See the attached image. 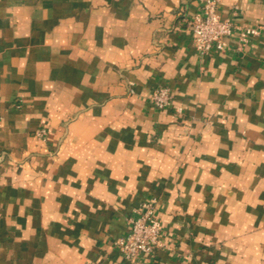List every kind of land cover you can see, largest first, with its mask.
Segmentation results:
<instances>
[{
	"label": "crops",
	"instance_id": "0c3cea01",
	"mask_svg": "<svg viewBox=\"0 0 264 264\" xmlns=\"http://www.w3.org/2000/svg\"><path fill=\"white\" fill-rule=\"evenodd\" d=\"M200 8L0 0V264H264V0H221L260 35L209 56ZM152 198L174 252L132 263L113 243Z\"/></svg>",
	"mask_w": 264,
	"mask_h": 264
},
{
	"label": "built area",
	"instance_id": "2783aa9c",
	"mask_svg": "<svg viewBox=\"0 0 264 264\" xmlns=\"http://www.w3.org/2000/svg\"><path fill=\"white\" fill-rule=\"evenodd\" d=\"M201 8L190 17L186 24L193 35L195 49L202 56L213 53H225L230 41L236 39L238 50L243 51L252 39L260 35V29L251 26H239L234 17L224 18L219 12L221 0H200ZM150 103L157 110L173 107V93L168 87L153 89ZM180 113L181 110L177 109ZM36 136L46 138L47 130L41 129ZM158 199L143 203L135 211L136 216L128 221L127 233L113 244V248L127 261L136 263L142 259H155L161 251L174 252L163 240V226L158 218Z\"/></svg>",
	"mask_w": 264,
	"mask_h": 264
},
{
	"label": "rangeland",
	"instance_id": "374dc122",
	"mask_svg": "<svg viewBox=\"0 0 264 264\" xmlns=\"http://www.w3.org/2000/svg\"><path fill=\"white\" fill-rule=\"evenodd\" d=\"M43 139H45V138H43ZM114 244V243H113Z\"/></svg>",
	"mask_w": 264,
	"mask_h": 264
}]
</instances>
